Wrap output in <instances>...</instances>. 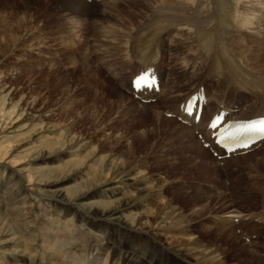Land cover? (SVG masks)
Returning a JSON list of instances; mask_svg holds the SVG:
<instances>
[{"label":"rangeland","instance_id":"rangeland-1","mask_svg":"<svg viewBox=\"0 0 264 264\" xmlns=\"http://www.w3.org/2000/svg\"><path fill=\"white\" fill-rule=\"evenodd\" d=\"M83 1L86 8L74 9L57 0H0V178L8 162L31 178L27 224L35 234L32 240H36L28 249L27 236L20 233L17 221L0 209V217H5L9 229L21 238L19 245L5 247L18 255H0L1 264H28L31 257L37 258L34 264H103L104 258L81 255V249L90 245L82 232L68 240L63 238L60 226L49 225L59 213L43 198L52 192H68L70 207L86 208L89 202L100 200L105 204L96 207L98 210L119 211L115 216L139 234L124 235L104 226L95 229L88 223L81 225L88 232L98 231L101 243L147 251L155 264H206L202 258L195 257L198 261L194 263L184 255L187 251L196 256L210 249L219 253L214 255L215 264H264V231L256 220L262 217V202L256 190H245L250 186L247 180L252 178L259 182L257 190L264 195V167L248 164L245 159L232 161L226 170L222 164L212 167L209 159L196 160L186 147L196 134L189 138L182 130L189 127L165 113L178 107L179 103H173L180 102L177 100L182 96L167 107L159 100L151 113L149 109L137 110L138 105L151 106L157 100L140 103L130 93L116 105L113 98L124 92L118 84L119 76L110 75L114 71L122 78L127 76L131 61L127 51L134 57L142 34L152 35L156 42L165 39L173 27L182 33L173 32L180 41H170L178 58L169 61L161 51L163 76L170 64L175 68L172 80L183 78L182 66L189 71L187 80L197 77L201 68H192L187 62L192 61L188 54L195 51V44L190 43L196 42L200 50L196 56L207 60L204 79L212 77V84L224 93V99H231L235 84L243 81L240 74L264 80V0H229L227 8L219 12H230L227 22L219 21L220 14L208 1L186 0L173 18L156 24L163 0H111L102 5ZM166 41L169 43V38ZM247 93L245 98L251 99L254 92ZM257 103L259 106L260 100ZM152 113L163 121L162 125L148 121ZM255 155L264 159V146ZM4 156L6 160H2ZM257 156L255 163L260 161ZM120 188L126 190L128 198L119 195ZM120 197L122 203L116 206ZM126 201L136 207H123ZM234 204L241 206L243 215L251 212L258 216L251 223L246 216L243 224L232 229L239 238L237 242L218 238L212 232L204 234L205 228L218 227L217 216L224 215L225 207L232 210ZM67 211L65 217L74 215V209ZM247 229L262 232V241L249 244L241 239V231ZM142 231L151 235L144 236ZM253 254L256 258L252 260Z\"/></svg>","mask_w":264,"mask_h":264},{"label":"bare ground","instance_id":"bare-ground-1","mask_svg":"<svg viewBox=\"0 0 264 264\" xmlns=\"http://www.w3.org/2000/svg\"><path fill=\"white\" fill-rule=\"evenodd\" d=\"M63 4H66V6H71L72 8L76 9V8H86V6H84V1L83 0H57ZM83 1V2H82ZM111 0H103L100 1L98 3H96L95 5H102V4H106L107 2L110 3ZM119 1V0H118ZM186 0H163L162 3L163 4V8L162 11H160L158 17L154 20V23H159L162 20H167L169 17L173 18L174 15H176L181 8L185 5ZM197 1V0H196ZM200 1V0H199ZM205 1V0H204ZM203 1V2H204ZM208 1V3L211 4L210 8H214V10H216L218 13L223 9H226L229 3V0H206ZM236 2V0H234ZM258 1V0H256ZM260 1V0H259ZM128 2V1H127ZM193 2V1H192ZM195 2V1H194ZM202 2V1H201ZM232 2V1H231ZM242 2V1H241ZM262 2V1H261ZM260 2V3H261ZM264 3V2H263ZM194 4V3H193ZM205 4V5H207ZM209 4V5H210ZM251 4V2L249 3ZM254 4V3H253ZM257 4V3H256ZM236 5V4H235ZM187 7V6H186ZM234 7V6H232ZM255 7V6H254ZM189 8V7H188ZM192 8V5H191ZM204 8V7H203ZM209 8V7H208ZM237 8V6L235 7ZM248 8V7H247ZM250 8V7H249ZM253 8V7H252ZM238 9V8H237ZM205 10V9H204ZM246 10V9H245ZM256 10V9H254ZM192 11V10H191ZM207 11V10H205ZM210 11V10H209ZM236 11V10H235ZM243 11V10H242ZM251 11V10H250ZM117 12V11H116ZM237 12V11H236ZM245 12V11H244ZM230 13V12H229ZM228 13V14H229ZM235 13V12H234ZM240 13V12H239ZM254 13V11H253ZM103 14V13H102ZM189 14V13H188ZM199 14V13H198ZM201 14V13H200ZM221 17H219V21H224L227 22L229 19V15L227 14V12H223V13H219ZM223 14V15H222ZM238 14V13H237ZM243 14L242 12L240 13V15ZM97 15V14H96ZM137 15V14H136ZM190 15V14H189ZM217 15V14H216ZM252 15V12H251ZM144 16V15H143ZM234 16V15H233ZM131 17V16H130ZM181 17V16H179ZM178 17V18H179ZM202 17V16H201ZM190 18V17H189ZM187 18V19H189ZM239 18V16H238ZM243 18V16L241 17ZM115 19V18H114ZM126 19V18H125ZM123 19V20H125ZM193 19V18H191ZM244 19V18H243ZM249 19V18H248ZM246 20V19H245ZM127 21V19H126ZM190 21V20H189ZM195 21V19H194ZM244 21V20H243ZM139 22V21H138ZM231 21L229 20L228 23H230ZM242 22V21H240ZM249 22V21H248ZM127 23V22H126ZM125 22L122 24H126ZM129 23V22H128ZM165 23V22H164ZM190 23V22H189ZM199 23V22H198ZM217 23V22H216ZM220 23V22H219ZM113 24V23H111ZM177 24V23H175ZM183 24V23H182ZM181 24V26H183ZM197 24V22H196ZM213 24V23H212ZM225 24V23H224ZM252 24V23H251ZM127 25V24H126ZM134 25V24H133ZM167 25V24H166ZM173 25V24H171ZM179 25V23H178ZM192 25V24H190ZM195 25V23H194ZM230 25V24H229ZM253 25V24H252ZM203 26V25H202ZM108 27V26H107ZM136 27V25L134 26ZM175 27V25H174ZM178 27V26H177ZM186 27V26H185ZM227 27V26H226ZM133 28V27H132ZM181 28V27H180ZM201 28V27H200ZM214 30V29H213ZM104 31V30H103ZM107 31V29H106ZM127 31V30H126ZM125 31V32H126ZM129 31V30H128ZM157 31V30H154ZM154 31H152L151 33H154ZM181 31V30H180ZM183 31V28H182ZM186 31V30H185ZM241 31V30H240ZM112 32V30H111ZM116 32V31H115ZM130 32V31H129ZM145 32V31H144ZM188 32V31H187ZM190 32V31H189ZM201 32V31H200ZM203 32V31H202ZM215 32V31H214ZM105 33V31H104ZM127 33V32H126ZM131 33V32H130ZM129 33V34H130ZM180 33V32H179ZM186 33V32H185ZM213 33V32H212ZM217 33V32H216ZM215 33V34H216ZM109 35V33H107ZM182 35V33H180ZM220 34V33H219ZM106 35V34H105ZM107 35V36H108ZM180 35V38H181ZM191 35V34H189ZM193 35V34H192ZM201 35V34H200ZM206 35V34H205ZM110 36V35H109ZM113 37L115 35H112ZM125 36V35H124ZM204 36V34H203ZM214 36V35H213ZM183 37V36H182ZM187 37V36H186ZM191 37V36H190ZM189 37V38H190ZM185 38V37H184ZM198 38V37H197ZM201 38V37H200ZM211 38V37H210ZM179 38H177L178 40ZM195 39V38H194ZM98 40V39H97ZM153 40V36L152 35H146V34H142L141 37L139 38V40L137 41V46H136V50L134 52V58L137 60V65H138V73H140L141 71L146 70L147 68H143V67H147L150 66L151 63L156 62L157 60V54H150L151 51L147 52L149 49H151L152 44L151 41ZM176 40V39H175ZM176 40V41H177ZM117 41V40H116ZM115 41V42H116ZM180 41V39H179ZM186 41V40H185ZM188 41V40H187ZM191 41V40H190ZM206 41V40H204ZM203 41V43H204ZM184 42V41H183ZM182 42V43H183ZM117 43V42H116ZM175 43V42H174ZM181 43V42H180ZM211 43V42H210ZM214 43V42H213ZM179 44V43H177ZM191 44V43H190ZM116 45V44H115ZM121 45V44H119ZM176 45V44H174ZM182 45V44H181ZM203 45V44H202ZM220 45V44H219ZM127 46V45H126ZM117 47V45L115 46ZM215 47V46H214ZM122 48V47H121ZM217 48V47H216ZM113 50V49H112ZM211 50V49H210ZM215 50V49H214ZM124 51V50H123ZM200 51V50H199ZM220 51V50H219ZM212 53V52H211ZM204 54V52H203ZM232 54V53H231ZM206 55V54H204ZM222 56V55H221ZM219 57V56H218ZM262 60V59H261ZM201 62V61H200ZM264 62V61H263ZM139 63L142 65L141 68H139ZM88 65V64H87ZM233 65V64H232ZM87 67V66H86ZM255 68V67H254ZM258 71V70H257ZM163 72V71H162ZM215 74L218 77H221V73L218 71H214ZM196 73V72H195ZM133 74V73H132ZM131 74V75H132ZM101 75V74H100ZM93 76V75H92ZM91 76V77H92ZM239 76H241L242 78V83H238L235 84V88L236 92H233V94H238V95H242V97L245 98V94L247 95L249 92V94H252V91L254 92L251 99L249 100V104L247 105L245 100H242L243 103H239V102H228V105H226L225 103V99H224V93L220 94L219 90L214 87L213 85V90H212V94L210 93L211 96V100L210 102L207 104L208 108H211L212 111L213 110H217L219 109L221 106L225 107L228 109V111L231 114H237L235 119H239V120H245V119H251V118H256V117H262L264 116V80H255V79H251L243 74H240ZM101 77V76H100ZM104 77V76H103ZM166 77V76H165ZM164 77V78H165ZM235 76H232V78H234ZM236 78V77H235ZM100 79V78H99ZM103 79V78H102ZM206 80H210L212 79V77H208L205 78ZM106 81V78L105 80ZM105 83V82H104ZM107 83V82H106ZM210 83L211 80H210ZM243 83L247 84V86H245ZM110 84V83H109ZM160 84V82H159ZM166 83L163 86V88L160 90V92H158L157 94L154 93L152 97H156L157 98V102H155L153 105L151 106H140L138 105L139 108H137V110L139 111H147L148 109L151 111L153 110V107L157 108L156 106L158 105V101L160 100V105L163 104V106L167 107L168 104L173 103L172 101H174L177 96H182L183 98L181 99L180 102H178L179 104L182 103L184 100L187 99V97L189 95H191L195 89L198 88V86H194V87H188L187 84H185V87L181 92V94L177 95V91H175L174 86H171L169 88L166 87ZM105 88V87H104ZM111 92L114 93V89L109 87ZM103 89V87H102ZM123 92L121 93L119 92L118 96H115V99L113 98V100H115L114 104L118 105V103L121 102V100L124 97V94H128L130 91L127 85H124ZM109 90V91H110ZM227 89H224L223 92H225ZM103 91V90H102ZM104 92V91H103ZM106 94V93H105ZM104 94V95H105ZM142 99L146 98L147 96L144 94L143 91H140V93H138ZM231 94V93H230ZM103 95V94H102ZM255 95V96H254ZM133 97L135 98V95L133 94ZM258 97V98H257ZM112 98V97H111ZM109 99V98H108ZM136 99V98H135ZM111 100V99H109ZM138 101V99H136ZM177 100V99H176ZM253 100V101H251ZM258 100H260V105H258ZM251 101V102H250ZM113 102V101H112ZM175 102V101H174ZM185 102V101H184ZM130 103L133 105H135V101L131 100ZM141 103V102H140ZM148 104V103H145ZM225 104V105H224ZM241 104H245L242 107V110L240 111V107L242 106ZM120 106V105H119ZM238 107L239 110L236 111L235 108ZM257 107V108H256ZM246 108L247 111L244 112L243 109ZM169 109V108H167ZM177 107L175 108H170L169 110H167L165 113H176ZM236 111V112H235ZM155 112V111H154ZM204 115V114H203ZM203 115H202V119L201 121L193 127H189V129L187 128H182V130L188 135V137L190 138L193 134H195L194 130H199L201 133H203L205 135V128H206V124H204V119H203ZM174 119V118H172ZM151 121L153 123L154 126H158L161 123H163V121L160 120L159 117H157L156 113H152L151 117H148V121ZM6 124V123H5ZM7 125V124H6ZM162 125V124H161ZM152 126V125H151ZM4 129V128H3ZM160 129V128H159ZM2 130V129H1ZM197 136V135H195ZM206 136V135H205ZM207 137V136H206ZM199 137L197 136V138L195 139H190L189 143L187 144V148L189 149L190 153L193 155V158H195L196 160L200 161V159H204V160H210V163L212 165V167H217L220 166V164L223 165V168L227 170V168H229L230 165H233L231 162L233 161H239V160H248L247 163L248 164H255L256 166H261L264 167V159L260 158V156L255 155V151H259V149L264 146V143L256 150H254V153L242 156V157H232V158H223L221 156V159L217 160L215 159L213 156H211V154L209 152L210 148H205L204 147V143H202L203 141L200 139H198ZM208 138V137H207ZM208 140H210L208 138ZM255 156L260 158V161L255 163ZM213 157V158H211ZM2 160H6L5 156L3 157ZM4 162V161H3ZM14 165V164H13ZM222 170V169H221ZM223 171V170H222ZM28 175L24 174L23 169L18 168L17 166H9V162L6 163V166L2 172L1 178H0V209L4 210V213L6 215H9L12 217L13 220L17 221V224L20 227V233L23 236H27V238L25 239L28 249H31L34 245L33 242H35L36 240H32V235L34 231L30 230V227L27 224L28 221V217H29V204L27 202V196L28 194L32 193L33 188H32V180L30 177H27ZM216 177V175H214V178ZM119 187V186H118ZM117 187V188H118ZM121 187V186H120ZM123 189V188H122ZM120 188V190L118 191L119 195L122 198H128L129 196H126L127 192L126 190H122ZM118 190V189H117ZM196 190V189H195ZM111 194V193H110ZM74 196V195H71ZM69 194L68 192H66V194H58V193H49V195H45V197H43L49 204L51 203L52 205L56 206L59 210V213L54 217V218H50V224L49 225H57L60 226L63 229V238H66L68 240L72 239L73 235H79V233H83L82 235L84 236L85 239H87L89 242V244L91 245H86L83 247V251H80L84 254L81 255H89L92 256V258L95 260L98 259H103V264H155V260L151 257H149L148 252H144L142 251L139 247H129V249H125L123 248H119L118 246L113 247L112 244L110 242H100L101 240V236L100 233L98 234V231H93L90 230L89 232L87 231L88 229L84 228L83 225L81 224H91L92 226H94L95 229L104 226L106 228V230L110 231V232H117L120 231L121 234H129V235H135V234H139L138 231L136 229H133L132 227L128 226L125 221H122L120 219V217L115 216V213L119 212L116 211V209L114 210H108V209H103V210H98L96 207H99L101 205H104L105 203H101L100 200H96V201H92L88 203V206L86 208H83L82 206L84 205H75L70 207L69 205H72V202L70 201V199L68 198ZM79 197H83L82 195ZM119 198V202H116V206L119 205L120 203H122V198ZM218 197V196H217ZM42 198V199H43ZM233 200V199H232ZM125 204L123 205V207L126 208H132V207H136V204H134L133 202L130 201H126L124 202ZM237 203V202H236ZM206 205V204H205ZM208 205V204H207ZM220 205V204H219ZM220 207V206H219ZM74 209V215L71 216H64L68 213L67 212H71ZM218 211V210H217ZM220 211V210H219ZM232 210H229V208L224 209L223 213L224 215L222 216H217V221H220V224H217L218 227H214V228H205L204 229V234H209L210 232H212L213 234H216V237H221L225 240L228 241H233L234 243L237 242L236 239H239L237 237V235L232 232V229L234 228L233 223H231L230 221L233 220L234 216L232 215ZM226 214V215H225ZM224 216V217H223ZM229 218V219H228ZM232 220H231V219ZM162 220V219H161ZM251 220V219H250ZM49 221V218H48ZM93 221L97 222L94 223ZM248 221V220H247ZM252 221V220H251ZM215 222V221H214ZM52 223V224H51ZM249 223V222H248ZM251 223V222H250ZM100 224V225H99ZM248 224H246L247 226ZM47 228V227H46ZM45 228V230H46ZM52 228V227H51ZM58 228V227H57ZM237 229V228H236ZM151 229H149L150 231ZM60 231V230H59ZM148 231V232H149ZM51 232H54L53 230ZM143 232V233H142ZM141 234L146 236V235H151L148 232L142 231ZM224 234V236H222ZM239 234V233H238ZM61 235V234H60ZM240 236V235H239ZM37 236H35L36 239ZM54 238V237H53ZM83 238V239H84ZM241 238V236H240ZM20 237L17 236L16 234H14L12 232L11 229H9L7 220L5 219V217H0V255L3 256H10V257H14L15 255H18V252L14 251V250H9L6 249V246H9L11 244L13 245H19L20 241ZM80 240H82V237L80 235L79 237ZM244 240V238H241ZM76 241L79 245L82 242H78ZM221 242V241H220ZM224 242V240H223ZM65 245V243H63ZM83 244V243H82ZM221 245V244H220ZM227 245V244H226ZM229 245V244H228ZM224 247V246H223ZM222 248V247H221ZM36 249V248H35ZM219 250V249H218ZM29 251V250H28ZM31 251V250H30ZM36 251H34L35 253ZM217 250L214 249H210V250H203L201 251V253L199 252L196 256H193L191 254H189L187 251L185 253V257L190 260V261H194V263H196L198 261V258L195 257H199L206 260L208 263L206 264H215V259L216 257L214 255H216ZM258 253V252H257ZM38 254V253H37ZM219 254V253H217ZM255 254V253H254ZM254 254L252 255V260L255 259L256 257L254 256ZM30 255V252H29ZM151 255V254H150ZM257 255V254H256ZM32 256V254H31ZM30 256V257H31ZM80 256V255H79ZM218 256V255H217ZM236 256V255H235ZM234 256V257H235ZM240 257V256H239ZM218 258V257H217ZM244 258V257H243ZM238 259V257H237ZM37 258L35 257H31V259L29 260L28 264H34L36 263ZM241 260V259H240ZM205 261V262H206ZM236 262V261H235ZM239 262V261H238ZM190 263V262H189ZM202 263V260H201ZM1 264V262H0ZM17 264H22V263H17ZM66 264V263H65ZM185 264H188V261H185ZM204 264V263H203Z\"/></svg>","mask_w":264,"mask_h":264},{"label":"snow or ice","instance_id":"snow-or-ice-1","mask_svg":"<svg viewBox=\"0 0 264 264\" xmlns=\"http://www.w3.org/2000/svg\"><path fill=\"white\" fill-rule=\"evenodd\" d=\"M136 84H137V86H139L140 80H137ZM215 126H216V124L214 123L212 125V127H215ZM240 131L264 133V120L249 124V125L243 127L242 129H240ZM229 135H232V134L230 133Z\"/></svg>","mask_w":264,"mask_h":264}]
</instances>
